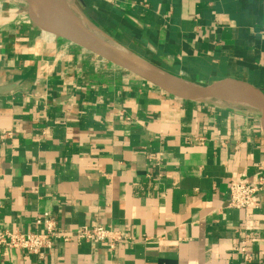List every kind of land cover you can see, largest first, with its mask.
Instances as JSON below:
<instances>
[{"label":"crops","instance_id":"obj_1","mask_svg":"<svg viewBox=\"0 0 264 264\" xmlns=\"http://www.w3.org/2000/svg\"><path fill=\"white\" fill-rule=\"evenodd\" d=\"M166 71L264 92V0H67ZM0 232L104 225L125 238L8 246L0 264H264V115L183 99L44 29L0 0ZM260 187L228 204L230 181ZM42 228V227H41Z\"/></svg>","mask_w":264,"mask_h":264},{"label":"water","instance_id":"obj_2","mask_svg":"<svg viewBox=\"0 0 264 264\" xmlns=\"http://www.w3.org/2000/svg\"><path fill=\"white\" fill-rule=\"evenodd\" d=\"M25 1L44 29L172 95L202 102H236L264 115V92L258 88L235 81L207 85L182 78L118 44L82 17L67 0ZM12 88L2 87L0 93Z\"/></svg>","mask_w":264,"mask_h":264},{"label":"built area","instance_id":"obj_3","mask_svg":"<svg viewBox=\"0 0 264 264\" xmlns=\"http://www.w3.org/2000/svg\"><path fill=\"white\" fill-rule=\"evenodd\" d=\"M259 190L260 187L257 184L232 180L229 185L228 204L231 207L246 210L254 207L257 205L255 195ZM35 226V230L28 232L8 229L1 231L0 248L8 246L41 255L43 252L52 249L56 241L92 243L111 240V246L114 247L118 240L125 238L119 231L104 225H82L70 233L66 229L60 228L55 218L49 214L37 217ZM238 250L241 254L242 264H256L255 256L249 252L246 241L238 247Z\"/></svg>","mask_w":264,"mask_h":264}]
</instances>
